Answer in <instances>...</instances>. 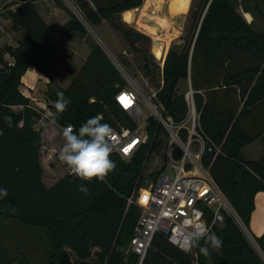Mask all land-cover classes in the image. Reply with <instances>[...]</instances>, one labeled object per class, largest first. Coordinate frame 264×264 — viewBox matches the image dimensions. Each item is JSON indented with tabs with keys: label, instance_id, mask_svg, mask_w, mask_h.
Masks as SVG:
<instances>
[{
	"label": "trees",
	"instance_id": "1",
	"mask_svg": "<svg viewBox=\"0 0 264 264\" xmlns=\"http://www.w3.org/2000/svg\"><path fill=\"white\" fill-rule=\"evenodd\" d=\"M37 1L11 0L9 7L19 6L7 10L6 16L13 19L22 37L16 46L0 47V187L9 193L0 199V215L45 230L51 247L47 264H58L64 251L75 257L74 263L138 264L139 256L130 250V243L141 208L129 198L142 187L150 151L163 128L150 117L147 143L130 160L111 153L116 167L104 181L64 174L53 185L46 184L42 131L50 120L61 127L72 124L74 131L97 114L113 129L134 130L138 125L116 100L128 84L126 78L105 49L91 41V52L69 86L49 90L53 112L58 93H64L71 104L62 115L51 116L40 129L35 127L41 115L28 106L31 100L20 89L23 75L30 67L46 72L47 54L55 49L57 34H88L84 21L62 0L55 2L71 16L63 25L47 24ZM77 5L92 27L103 19L111 21L145 56L144 68L151 77L157 66L149 65L150 46L152 39L158 41L154 54L164 63L157 101L176 123L188 112L185 93H177L179 83L190 82L211 147L204 154V164L250 229L256 195L264 191V157L247 160L242 149L264 134V32L257 33L231 0H199L191 34L180 49L168 51L180 33L177 16L190 6L185 0H78ZM24 10H30V16H19ZM124 11V19L145 34L118 18ZM35 23L40 25L37 29ZM4 116L12 117L13 127H7ZM182 133L186 137L184 129ZM159 174L152 172L151 177L156 180ZM80 185L88 187V194L77 190ZM212 233L222 240L221 247L210 248L204 255L195 246L196 264H264L233 216ZM254 237L264 251V234ZM23 260L16 264H34ZM0 264H15L14 257L0 250ZM142 264H195V259L158 232Z\"/></svg>",
	"mask_w": 264,
	"mask_h": 264
},
{
	"label": "built area",
	"instance_id": "2",
	"mask_svg": "<svg viewBox=\"0 0 264 264\" xmlns=\"http://www.w3.org/2000/svg\"><path fill=\"white\" fill-rule=\"evenodd\" d=\"M8 59L13 62L10 57ZM122 74L128 84L116 95V100L138 126L134 130L127 127L113 129L112 153L130 160L148 141L149 136L146 138L140 129H147L150 117L158 122L168 136L165 162L163 168L159 170V176L146 187L139 188L137 196L134 192L129 198L130 203L141 208V216L130 243V250L139 256L138 264L143 263L158 232L165 233L168 241L181 250L188 253L195 252V246H189L187 243L195 226L200 225L207 231L213 232L216 226L225 223L226 217L222 210L235 218L247 238L264 258V251L261 250L250 229L243 223L235 207L215 181L210 169L204 164V154L208 148L211 150V147L208 137L201 128L200 113L192 87L185 92L187 115L183 121L176 123L167 114L164 105L157 101L158 88L145 97L139 88L132 85L130 77L124 72ZM23 94L26 95L25 92ZM33 100L34 102H30L28 106L40 113L39 121L50 119L53 113L50 104L36 97ZM141 102L147 104L150 112L142 110ZM19 108H23V105ZM183 129L186 137L182 133ZM59 151H55L54 156L61 163L65 174L74 176L59 159ZM145 193L148 194L147 197Z\"/></svg>",
	"mask_w": 264,
	"mask_h": 264
},
{
	"label": "rangeland",
	"instance_id": "3",
	"mask_svg": "<svg viewBox=\"0 0 264 264\" xmlns=\"http://www.w3.org/2000/svg\"><path fill=\"white\" fill-rule=\"evenodd\" d=\"M62 1L73 13H75L81 20L84 21L88 29V34L86 35L85 42L80 43L79 45L80 49H78V52L81 53L82 56L81 58H79L77 55L76 58L77 62H75L76 65L78 64V62H81L84 59L83 55H85L86 49L87 48L90 49V46H88V44L90 45V42L93 41V42H97L104 49H106L105 51L111 57L113 62L120 68L122 73L124 72L125 75H128L130 77V79L132 80V85L139 88L143 92V95L145 97L149 96L154 89H157L159 85L162 84L163 82L162 73H163L164 62H162L161 59L157 58L153 54L152 38H151L152 42L150 46V56H152L154 59L152 57L151 59L149 56L148 60L151 68L155 65L157 66L156 73L154 74L153 77L147 75L146 69L144 68L145 56L140 51H137L134 47H132L129 44V42L126 40L122 32L119 31L111 23V21L107 19H103L100 24L92 27L86 21L82 11L78 7L77 5L78 0H62ZM231 1H233V3L237 6V8L241 12H243V10L252 11L255 18V20L252 22L253 29L257 33L264 32V0H231ZM10 2L11 0H0V6L3 5L2 9H0L1 10L0 11V47L6 43H9L11 45L18 44L17 42L22 37L21 31L17 29V27H15L14 25L15 22L13 20H11L12 21L11 23L10 22L8 23L6 21L8 20L6 13L10 5ZM53 2L56 4L55 0H53ZM185 2L188 5H190L187 12L183 15L182 14L178 15L176 19V21L181 20V24L180 22H177V26L181 27V28L177 27L178 30L180 31L177 37L179 35H181V37L179 38L174 37L176 40L170 44L168 51L172 47L175 49H180L185 43L184 42L185 37L191 34V31L193 30L192 27V24L194 22L193 17L195 10L199 7V0H185ZM24 11L26 13H20L19 16L21 15L24 16L25 14L30 16V10H24ZM124 14L125 11L120 13L118 18L121 21H123L124 24H127L139 30L133 25V23L127 22L124 19L125 18ZM243 15L245 16V18L248 17L251 19V15L249 13H245ZM31 18L33 20H36L34 16H31ZM53 24L56 23L54 22ZM33 26L36 27L37 29V27L40 25L38 24L36 25L35 23ZM76 35H78L77 37L81 36L80 34H76ZM62 38L63 37L61 34H57L56 47H58ZM180 40L181 43L177 44L176 42ZM168 51L166 52V54L164 53L165 56L167 55ZM53 54L54 52L47 54V59H49V57H51ZM88 54H90V52ZM163 60H165V58ZM64 80H66V78H64ZM69 84L70 83H68V86ZM64 86L67 87V85ZM52 87L54 88V86ZM190 87H191L190 82L183 80L179 83L177 93L178 94L185 93L190 89ZM20 89L21 91L25 90L24 87L22 88V86ZM211 94L215 95V93L214 94L211 93ZM36 96H37L36 98L40 99V101L44 100L47 102H51L49 98V91L48 89H46V87L44 88L39 87L37 89ZM140 105L144 112L147 113L150 112L149 107L145 102L143 103L141 102ZM45 120L38 121L35 127L37 129H40ZM51 129L52 131H50V136H48L46 133L42 134V139H43L42 163L45 169L44 180L48 185L56 182L60 177L63 176L60 167L61 163H59L56 157L54 158V160H51L49 162H47L46 160L50 148L55 147V149L58 151L61 149L64 143V138L62 136L63 127L53 126ZM140 132L146 138L150 134V132L148 131V127L147 129L141 128ZM167 143H168V136L165 133V131L162 130L157 136L154 148L150 151V155L145 166V171H144L145 178L142 186L146 187L149 183L153 181V178L151 177L152 172L159 171L163 168L165 162L164 161L165 148L167 146ZM0 250H2V252L5 253L6 256H8L9 253H11L14 259L16 260V262L19 261L20 259L22 260L24 259L23 260L24 262L34 263V264H47L48 257L50 256L51 253V247L48 242L46 232L43 228L24 225L19 223L13 216H3V215H0ZM96 250L97 247L96 249H94V251ZM193 255L196 264V253L193 252ZM71 258L73 261L75 260V257L72 255Z\"/></svg>",
	"mask_w": 264,
	"mask_h": 264
},
{
	"label": "crops",
	"instance_id": "4",
	"mask_svg": "<svg viewBox=\"0 0 264 264\" xmlns=\"http://www.w3.org/2000/svg\"><path fill=\"white\" fill-rule=\"evenodd\" d=\"M145 1V0H144ZM8 2V1H7ZM144 3V2H143ZM36 8L39 12V14L42 16V18L45 20V22L49 25H63L66 22H68L71 17L67 11L62 9L61 7L57 6L53 0H39L36 3ZM143 5V4H142ZM141 5V6H142ZM19 4L12 5L8 7L7 10H16ZM140 6V7H141ZM3 5L0 6V9H2ZM239 10V9H238ZM1 11V10H0ZM240 11V10H239ZM241 12V11H240ZM242 14L249 13L251 15L250 18H247V21L250 24H253L252 22L255 20L253 12L252 11H245L241 12ZM11 18H8L6 20L8 23L12 22ZM56 24H53V23ZM78 35L74 34L72 36H63L62 40L60 41V44L58 47H55V49L52 51L54 54L49 57L48 65L46 66V72H41L39 69L35 67H30L26 73L22 77V88L24 87V91L27 96L31 99V102H34L33 98L37 97V89L39 87L48 89V91L55 87H63L67 88L68 83H71L73 80V77L76 76V74L79 72L81 66L83 65L86 57L89 55L88 53L91 52L90 49L87 48L85 51V55H83L84 59L81 62H78L76 65L75 62L77 55L79 58H81L82 54L78 52L80 43L85 42L86 37H77ZM150 36V35H148ZM151 37V36H150ZM181 37L179 35L176 38ZM152 38V37H151ZM176 39L172 40L174 42ZM171 42V43H172ZM18 43V42H17ZM177 44L181 43V40L176 42ZM88 44V42H87ZM11 45V44H10ZM16 46L17 44H13ZM88 46H90L88 44ZM90 50V51H89ZM81 64V65H80ZM79 66V67H78ZM72 74V75H71ZM66 78V80H64ZM50 84V85H49ZM64 85H67L64 86ZM50 86V87H49ZM48 104L53 103L47 102ZM48 120V119H47ZM43 121V120H41ZM248 122V121H246ZM254 124H248V127H252ZM263 125V123H262ZM53 126H58L56 123H54L52 120H50L48 123H46L45 127L43 128L42 134L46 133L48 136H50V131H52ZM61 127V126H60ZM57 151L55 147L50 148L49 152L47 154L46 160L47 162L54 160V152ZM243 157L247 160H257L261 157H264V134L255 139L253 142L249 143L248 145L244 146L242 149ZM43 164V163H42ZM61 167L63 175L65 174L64 169ZM45 170V169H44ZM45 181V180H44ZM55 183V182H54ZM49 184V185H53ZM47 184V183H46ZM48 185V184H47ZM250 232L253 236H261L264 234V191H260L257 193L255 198V210L253 211L251 222H250ZM15 264L16 260L14 259Z\"/></svg>",
	"mask_w": 264,
	"mask_h": 264
},
{
	"label": "clouds",
	"instance_id": "5",
	"mask_svg": "<svg viewBox=\"0 0 264 264\" xmlns=\"http://www.w3.org/2000/svg\"><path fill=\"white\" fill-rule=\"evenodd\" d=\"M70 104L71 100L65 97L64 93H58V99L54 103L55 111L51 113L53 118L62 115ZM3 120L7 127H13L11 116H4ZM62 136L64 143L58 154L59 159L64 162L74 176L83 181L90 182L93 179L104 181L108 174L115 169L116 163L111 159L113 128L110 124L102 122L100 114L89 117L75 131L72 124L64 126ZM77 190L85 194L89 192L85 185L78 186ZM8 195V189L0 187V199ZM144 195L147 197L148 194ZM187 243L189 246H197L200 253L207 255L210 248L219 249L222 240L215 233L196 225Z\"/></svg>",
	"mask_w": 264,
	"mask_h": 264
},
{
	"label": "water",
	"instance_id": "6",
	"mask_svg": "<svg viewBox=\"0 0 264 264\" xmlns=\"http://www.w3.org/2000/svg\"><path fill=\"white\" fill-rule=\"evenodd\" d=\"M202 20H203V18H202ZM157 44H158V41H153V54H154V49H155ZM9 45H10L9 43L4 44V49L7 50ZM222 212H223V214L225 215L226 218L229 217V214L227 213V211L222 210ZM58 264H99V263L97 261H90V260H85V261H80V262L74 263V261L72 260L69 252L68 251H64L62 253L59 261H58Z\"/></svg>",
	"mask_w": 264,
	"mask_h": 264
},
{
	"label": "snow or ice",
	"instance_id": "7",
	"mask_svg": "<svg viewBox=\"0 0 264 264\" xmlns=\"http://www.w3.org/2000/svg\"><path fill=\"white\" fill-rule=\"evenodd\" d=\"M125 151H127V149H125Z\"/></svg>",
	"mask_w": 264,
	"mask_h": 264
}]
</instances>
